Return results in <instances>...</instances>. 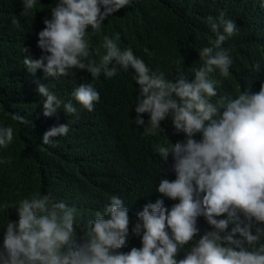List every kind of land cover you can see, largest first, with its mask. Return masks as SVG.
Wrapping results in <instances>:
<instances>
[{"label": "clouds", "instance_id": "clouds-1", "mask_svg": "<svg viewBox=\"0 0 264 264\" xmlns=\"http://www.w3.org/2000/svg\"><path fill=\"white\" fill-rule=\"evenodd\" d=\"M158 1L0 0V63L30 89L10 108L0 93V170L15 134L30 136L66 184L17 199L3 181L0 264H264V0H225L232 18H207L215 38L198 69L99 34L121 9ZM162 4L183 22L181 6ZM238 34L252 79L229 96L213 76L230 75L223 45ZM157 136L165 169L148 193L129 143ZM78 174L81 196L68 185Z\"/></svg>", "mask_w": 264, "mask_h": 264}, {"label": "trees", "instance_id": "trees-1", "mask_svg": "<svg viewBox=\"0 0 264 264\" xmlns=\"http://www.w3.org/2000/svg\"><path fill=\"white\" fill-rule=\"evenodd\" d=\"M162 3H177L181 6L175 7V10L182 11L183 22L171 21L166 13L167 9ZM147 4L141 8L129 7L114 13L103 23L99 34L111 38L118 35V44L120 42L128 45L132 43L142 50L148 49L156 60L164 59L176 62V66H190L193 69H198L202 64L199 58L200 50L209 46L215 38L207 18L209 16L217 17L221 11L231 17V11L226 6L225 0H166L158 1L155 6L143 10ZM97 36L98 34L93 35V37ZM223 47L230 51L233 59L230 75L220 77L216 73L213 78L225 81L220 88L225 90L227 95L234 96L239 92L238 88L244 85L251 75V46L243 34H238L229 44L225 42ZM181 57L184 61L183 64L179 62ZM17 72H19L17 66L4 68L0 63V93L5 108L11 107V99L16 96L30 94L27 82L19 77ZM73 76L78 77L77 74H73ZM123 79L119 77L113 84L118 86ZM106 86L110 87L109 84ZM58 89L63 93L67 91L62 84L58 85ZM161 140L158 136L146 139L134 137L129 143L132 168L146 178L145 191L148 193L152 192L156 180L165 169L153 153L155 144ZM9 147L11 154L4 158L10 159L11 162L3 163L4 169L0 170V188H3L4 180L9 182L17 199L33 193H47L49 190H52L55 195L63 191V187L54 181L55 175H53L51 165L35 152L37 148L31 142L30 136L23 138L15 134ZM17 169L25 175L24 185L17 178ZM68 182L69 186L80 189L86 188L88 183L87 178L81 174H78L77 177H69ZM89 191L92 193V199L90 196L87 198L92 202L96 199V195L93 188H90ZM11 195V193L4 195L5 200H8ZM183 257L184 252H181L177 259Z\"/></svg>", "mask_w": 264, "mask_h": 264}, {"label": "bare ground", "instance_id": "bare-ground-1", "mask_svg": "<svg viewBox=\"0 0 264 264\" xmlns=\"http://www.w3.org/2000/svg\"><path fill=\"white\" fill-rule=\"evenodd\" d=\"M164 14H165V13H164ZM153 36H154V35H153ZM126 46H128V48H129V45H128V44H126ZM125 48H127V47H125ZM95 60H96V59H95ZM97 61H98V60H97ZM117 74L120 75L119 73H117ZM251 79H252V78H249V80H247V81L249 82ZM109 86L112 87V86H114V84H113V83H109ZM99 92H101V93L103 92V94H105L104 92H106V91H99ZM229 96H232V95L229 94ZM168 125H172V124H168ZM54 139H55V138H54ZM55 141H56V139H55ZM55 141H54V146L57 145V142H56V144H55ZM60 146L63 147V145H62V141H60ZM62 187L65 189V188H66V184H63ZM72 190H73V191L76 190V192H77V194H78L77 196H81V195H80V192H81V191L78 190L77 187L73 188ZM88 195H89L90 198L92 199V194L90 193V194H88ZM193 242H194V241H193Z\"/></svg>", "mask_w": 264, "mask_h": 264}]
</instances>
